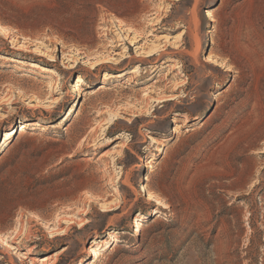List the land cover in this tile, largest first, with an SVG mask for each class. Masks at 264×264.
<instances>
[{"label":"rangeland","instance_id":"rangeland-1","mask_svg":"<svg viewBox=\"0 0 264 264\" xmlns=\"http://www.w3.org/2000/svg\"><path fill=\"white\" fill-rule=\"evenodd\" d=\"M0 25V264H264V0H0Z\"/></svg>","mask_w":264,"mask_h":264},{"label":"bare ground","instance_id":"bare-ground-1","mask_svg":"<svg viewBox=\"0 0 264 264\" xmlns=\"http://www.w3.org/2000/svg\"><path fill=\"white\" fill-rule=\"evenodd\" d=\"M5 30H4V28H3V26L2 25H0V35H4V32ZM263 32V31H262ZM252 45V44H251ZM251 45H249L248 47H247V49L249 50V51H251V50H255L254 49V47L253 46H251ZM253 47V48H251V47ZM260 47V46H259ZM259 47H257V48H259ZM262 47H263V45H262ZM256 48V49H257ZM261 48V47H260ZM263 49V48H262ZM87 57H88V54L86 55ZM147 56H149V55H147ZM260 60V59H259ZM260 61H263L264 62V58L263 59H261ZM33 67H35V68H42V66H41V64L40 63H38V62H34L33 63ZM64 68H67V66L65 65L64 66ZM45 71L46 72H51V69L50 68H48V67H46L45 68ZM230 72H232V70H229ZM235 73H238V76L239 77H241L242 76V74H243V71L242 70H236V72ZM126 74V72L124 73V72H120L119 73V77L120 76H124ZM81 81H83V79L81 78V76H79L78 77V79H77V82L73 85V91H79L80 90V88H79V83L81 82ZM24 121H26V120H24ZM23 128H25V125H24V123L23 122H21L20 123V125H19V129H23ZM6 133V137L8 138V137H11V136H15V132L13 131V128L11 129V130H9V131H7V132H5ZM151 141H153L154 142V139L153 138H151L150 139ZM160 150V147H158L157 148V151H159ZM162 152V150H160V153ZM152 196H151V194L150 193H148V200H152ZM162 207L163 208H166L167 207V205L166 204H162ZM109 211V210H108ZM152 211H154V210H152ZM150 214H152V213H154V212H149ZM147 214V215H150V214ZM146 218V216L145 215H143V214H140L139 215V217L138 218H135L134 219V221H133V224H134V228H135V231H139V228H140V222L143 220V219H145ZM88 223V222H87ZM113 242L114 240H110V241H108V242H103L100 246H99V248H93V249H91V251H90V253H91V257L94 259V260H96V259H98L102 254H101V252H103V250H105V249H107V248H109L110 247V244H109V242ZM0 246L1 247H8L9 245H8V243H7V241H6V239L5 238H1L0 237ZM49 258V257H48ZM46 259L47 258H43V261L45 260L46 261ZM82 261H84L85 262V258H83L82 259Z\"/></svg>","mask_w":264,"mask_h":264}]
</instances>
